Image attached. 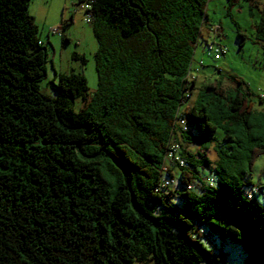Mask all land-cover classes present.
<instances>
[{
	"label": "trees",
	"instance_id": "trees-1",
	"mask_svg": "<svg viewBox=\"0 0 264 264\" xmlns=\"http://www.w3.org/2000/svg\"><path fill=\"white\" fill-rule=\"evenodd\" d=\"M29 1L0 0V264H217L224 255L200 241L211 235L238 245L243 264H264L261 187L202 176L216 123L229 141L249 133L240 80L230 96L208 85L207 103L181 109L189 131L177 142L204 152L180 148L185 167L165 158L194 85L205 0H89L98 85L90 96L82 73L59 74L52 99L37 85L46 52ZM213 151L216 163L229 157ZM250 152L249 166L264 146Z\"/></svg>",
	"mask_w": 264,
	"mask_h": 264
},
{
	"label": "rangeland",
	"instance_id": "rangeland-1",
	"mask_svg": "<svg viewBox=\"0 0 264 264\" xmlns=\"http://www.w3.org/2000/svg\"><path fill=\"white\" fill-rule=\"evenodd\" d=\"M30 0L27 12L34 17L38 40L44 48V77L37 83L39 92L48 99L56 98L51 84L58 82V75L64 73H82L90 96L98 85L95 56L97 40L91 30L92 21L86 22L85 3L76 0ZM254 2L256 4L253 5ZM264 0H205L204 22L193 58H191L189 77L194 81L190 95L182 107L195 103L198 108L208 102V85L223 88L226 96H230L238 85L233 79L241 81V90L249 93L252 100L251 117L249 118V133L237 135L231 133L232 141L224 138L228 128L224 121L216 123L215 142L206 143V156L212 169H205L202 176L210 175L216 180L220 175L226 176L232 182L234 178L241 183L251 182L255 187H261L255 198L262 203L264 197V153L257 157L249 166L251 152L256 147L264 146ZM59 32H52L53 28ZM238 34L243 35L241 38ZM215 42L225 49L221 56L207 55L206 42ZM262 96V98H260ZM81 98L73 101L72 109L78 112L83 103ZM185 120V119H184ZM193 126V120H188ZM186 123V121H185ZM187 127V124H186ZM203 142L184 144V151L202 149ZM222 150L223 161L216 163L217 157L213 151ZM216 163V164H215ZM175 185L178 187L179 171L172 170ZM220 174V175H219ZM227 174V175H226ZM250 187H244L243 192L252 194ZM263 196V197H262ZM172 202L179 204L177 198ZM202 244L213 253H222L224 260L217 264H243L244 256L238 245L220 237L211 235L208 240L200 239Z\"/></svg>",
	"mask_w": 264,
	"mask_h": 264
},
{
	"label": "built area",
	"instance_id": "built-area-1",
	"mask_svg": "<svg viewBox=\"0 0 264 264\" xmlns=\"http://www.w3.org/2000/svg\"><path fill=\"white\" fill-rule=\"evenodd\" d=\"M89 0H83V8H84V3H89ZM85 16H86V22H90L91 21V14L90 12H85ZM52 32H56L58 33L59 30L55 27L51 30ZM206 50H207V55H211V54H215V56H221L225 53V49L220 46L219 44H216L215 42L211 41V42H206L205 44ZM190 73V72H189ZM189 73H187L186 76V80H187V85L185 88H188V84L192 81L189 77ZM185 97H188L189 94L187 92L184 93ZM262 98V96H260ZM181 109L182 106L179 107V109H177L176 115L174 116V125H175V131L174 133L170 134V137L168 139V145H167V150L165 153V158L166 160H169L171 162H175L177 163L180 167H185V163L183 161V159L180 157L179 153H180V144L179 142H177V138L175 137V134H179V133H187L189 131V129L184 130V129H180V116H181ZM167 168L163 167V171H166ZM211 180L209 178H205V180ZM164 185L166 186H170L173 184V180L172 179H168L165 178L163 181ZM255 190V187L252 188ZM256 191V190H255Z\"/></svg>",
	"mask_w": 264,
	"mask_h": 264
},
{
	"label": "bare ground",
	"instance_id": "bare-ground-1",
	"mask_svg": "<svg viewBox=\"0 0 264 264\" xmlns=\"http://www.w3.org/2000/svg\"><path fill=\"white\" fill-rule=\"evenodd\" d=\"M86 9H89V6H86ZM180 119H181L180 120V128L186 130L187 127H186V123H185L184 119L182 117H180Z\"/></svg>",
	"mask_w": 264,
	"mask_h": 264
},
{
	"label": "crops",
	"instance_id": "crops-1",
	"mask_svg": "<svg viewBox=\"0 0 264 264\" xmlns=\"http://www.w3.org/2000/svg\"><path fill=\"white\" fill-rule=\"evenodd\" d=\"M63 4H65L64 0H62Z\"/></svg>",
	"mask_w": 264,
	"mask_h": 264
}]
</instances>
